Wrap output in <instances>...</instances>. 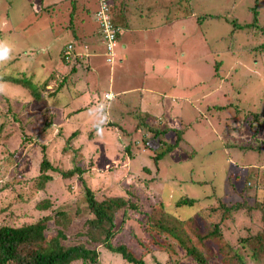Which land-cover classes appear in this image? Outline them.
<instances>
[{
  "label": "rangeland",
  "instance_id": "rangeland-1",
  "mask_svg": "<svg viewBox=\"0 0 264 264\" xmlns=\"http://www.w3.org/2000/svg\"><path fill=\"white\" fill-rule=\"evenodd\" d=\"M72 1L81 7L84 6V10L85 7L93 10L97 2V0H0V41L6 42L11 48L9 58L0 62V73L8 72L14 67L23 71L28 66L27 72H34L33 80L43 82L46 75L54 68L60 69L61 64L58 63L57 54L64 44L73 40L69 30L67 31V14ZM105 1L107 4L109 1L118 3L117 0ZM170 1H175V4L181 2L179 5L181 11L173 3L169 5ZM138 2L140 9L135 12L140 13L142 17L139 18L137 13H134V16L126 14L129 28L119 36L118 54L120 55L113 57V65L105 63L99 53L94 57H88L89 69L84 73L80 67L79 69L82 70L72 76L76 81L78 77H82L74 88L78 92L84 91L85 94L73 101L65 98L66 93L59 95L58 100L47 99L52 113L50 134L47 136L41 134L36 139L32 138L31 140L34 141L30 140L20 148L19 168L24 169L23 179L26 182L15 185L14 189L24 192L26 198L32 194V179L38 174V164L43 152L40 149L41 145L42 148L47 146L44 149L47 153L45 155L53 165L61 168L60 171L72 169L76 163L87 166L89 160L86 155L95 148L97 153L92 157L93 163L102 159L101 150L114 154L120 152L124 146L131 145L132 160H125L122 163L130 170L132 177H124L122 185L125 187L132 185V194H126L117 179L113 178L108 189L102 192L99 179L104 184V177L100 176L93 167L86 168L80 177L87 180L92 190H96L93 195L96 200L104 196H133L138 210L126 209L124 217L121 216L123 212L119 211L120 215L116 217L118 233L112 238L113 245L121 243L127 246L132 254L136 256L142 254L144 264H172L171 260H174L175 255L170 254L168 250L161 251L158 249L160 247H154L157 245L156 242L161 243L160 236L146 232L143 226L145 222L143 214L148 211V206L156 203L158 196L161 197L167 210H172L176 217L187 220L185 224L178 226L182 233H186V229L190 228L196 230L197 235H201L205 230V223L197 212L206 210L211 204L215 206L214 202L217 201L215 199H220L226 204L239 201L237 193L226 183L227 175L233 180L236 191L241 188L244 175H257L256 180L248 181L246 197H252L254 184L259 181L255 196L256 200L264 202V115L261 114L264 110V72L260 66L264 65V59L257 62L251 58L246 49L241 51L244 46L264 43V36L259 35V39L255 41L253 30L238 27L251 24L252 10H254L257 25L259 28H264V0H186L185 2L125 0V4L129 6H135ZM208 15L216 16L206 19ZM79 16V21L73 19L74 24H72L79 29V35L98 33V28L92 21L97 20L93 12ZM200 17L203 19L197 22ZM230 46L232 47L229 48ZM215 62L219 63L216 74ZM239 76L242 77V81L235 82ZM51 77L49 80H53L55 75ZM52 83H48L50 86L46 88H52ZM183 86H190L189 90L181 91L185 96H192L190 100L181 95L179 97L181 101L177 100L178 89ZM7 87V84L0 83V94L9 99L18 95L16 94L18 90L15 89L19 88ZM93 87L94 90H91L90 88ZM105 93L113 94L114 97L122 96V103L129 105L122 106L125 112H132L134 109L150 113L154 106L155 111L158 112L155 105L157 100L162 99L164 103H169L172 112L164 115L165 121L169 126H177L176 120L170 116L176 113L185 125H189L183 135L186 143L179 144L155 166L151 159L153 153L143 146V141L138 140L141 134L132 133L129 137L118 129L115 131L112 128L103 129L101 134L95 135L94 141H86L85 137L89 129L108 121L99 114L96 116L94 109L77 114L73 112L78 110V106L90 104L96 95L101 100ZM67 103L68 106H65ZM114 103L105 102L108 107ZM218 107L223 109L218 110ZM36 108L39 114L26 112L27 118L38 116L36 121L38 123L33 126L34 135L39 134V125L44 118L41 115L42 105ZM94 108L99 109L100 105ZM231 108L237 112V119L225 118L230 115ZM253 113L258 114L256 120L252 119ZM245 114L252 121L250 129L245 122L241 124L238 122L245 118ZM191 120L193 123L190 125ZM58 130L62 133L61 136L57 135ZM128 131L132 132L131 126L128 127ZM72 132H76L77 136L68 142L65 141ZM149 135L144 132L142 136ZM251 136L260 141V150L257 153H247L243 159L245 162L241 163V153L235 147L226 149L227 145L239 144L249 140ZM167 137L165 144L172 143L174 134L170 132ZM134 140L137 143L133 146ZM20 142L15 132L5 142V146L11 151L18 148ZM151 144L156 146L153 142ZM61 147L66 149L60 151ZM159 147L161 148L162 145L159 144ZM74 150L77 151L75 159ZM119 164L117 160L110 158V161L100 164L99 167L102 170L113 168L117 171L120 170ZM143 167L148 173L142 171ZM10 176H12L11 167L1 176V180ZM122 176H125V171ZM57 178L46 187L47 195L44 196L51 201L52 206L47 212L52 214V211L62 209L71 213L77 203L81 208V215L71 218L70 224L63 232L68 238L66 242L77 243L83 238L75 234L80 230L83 221L91 218V214L85 203L80 201L82 193L77 177L67 180L60 179L59 176ZM136 178L145 179L146 187L144 188L140 181L132 184L131 181ZM183 199L190 200L192 205L173 209L175 202ZM6 202V196H0V205L5 206ZM24 212V216H16L11 220L3 219L1 216L0 224L21 227L37 221L46 214L33 210L32 206H26ZM200 214L204 213L200 212ZM187 217H191L192 222H189ZM259 217V214H255L252 220L258 225H264V222H259ZM248 219L246 212L242 210L239 215L233 217L234 222L225 223L221 240L203 241L202 245L207 248L203 253L207 264H239L231 259V253L222 254L219 247L228 244L237 248V241L245 237L244 227L250 226ZM208 222H212V218ZM184 237L186 236H182ZM140 244L145 245L148 252L145 253V249ZM169 244L176 252L177 264H196L189 257L184 256L185 251L178 245ZM94 247L98 252L99 264H122L118 256L100 249L98 245ZM167 247L168 244L161 248ZM239 253L242 254L240 251ZM245 264H264V259L261 262L247 261Z\"/></svg>",
  "mask_w": 264,
  "mask_h": 264
},
{
  "label": "trees",
  "instance_id": "trees-1",
  "mask_svg": "<svg viewBox=\"0 0 264 264\" xmlns=\"http://www.w3.org/2000/svg\"><path fill=\"white\" fill-rule=\"evenodd\" d=\"M117 1L118 3H112V1H109V4L106 5V29L107 31L116 34V38L118 40L120 34L125 33L129 28L126 14L134 16V13H137L135 11H139L140 9V2H138L135 7L134 5H126L125 0ZM181 1L185 2L186 0ZM172 3L178 10H180L179 5L181 2H176L175 4V1H170L168 4L172 5ZM94 5L96 6L93 10L86 7V10H84V6L81 7L76 2H71L70 9L67 14V31L69 30V35L73 40L71 43H66L63 47L61 46L62 48L57 54L59 62L56 61L61 64V67L60 69H55L53 67L54 69L51 73L48 71L49 73L46 75L47 77L43 82L39 80L35 82L33 80L34 72L30 71L31 73H28V66H26L23 71H19L14 67L8 72L5 71L4 73H0V83L7 84V88L10 89L19 88L15 89L18 90L16 92L18 95L12 99L0 94V110H2V113H0V196H6L7 200V204L5 206L0 205V217L3 216V219L11 220L16 216H24V210L26 206H32L33 210L46 213L37 219V221L31 222L21 227L0 224V264H99L98 252L95 250V245H98L100 249H103L112 255L118 256L121 259L122 264H144V256L142 254L136 256L135 254H132L124 244L119 243L113 245L114 243L112 242V238L118 233L116 217L120 215L119 211L121 210L120 213L123 212L121 216L124 217V211L126 209L131 211L138 210L136 208L135 201L133 200V196H104L96 200V198L93 196L96 190H92L88 185L87 180L83 177H80L86 168L90 169L93 167L98 173H100V176L104 177V184L99 179L102 192H105L108 189L109 185L111 184V178H113L117 179L118 184L122 186L121 188L126 194H132V185L130 186L129 184L127 187L122 185L124 177H132L130 170L124 163H122L125 162V160H132L133 152L131 150V145H128L129 147L124 146L120 152H116L114 154H110L107 150H101L103 156L102 159L93 163L92 157L97 153V149L95 148L93 152H89L86 155L89 160L87 166L84 167L83 164L76 163L72 169H62L63 171H60L61 168L56 167V165H53L50 162V160L45 155L46 150L44 152V149H46L47 146L42 148L43 145H41L40 149L43 152L38 164V174L32 179V194L28 195L26 198L24 192L15 191L14 189L15 185L26 182V180L23 179L24 169L22 170V168H19L21 160L20 148H22V145L26 142H30L32 138L36 139L41 134L46 136L50 134V129L52 126V113L50 111V106L48 105L47 99L50 98L53 100H58V96L64 93L67 95L65 98L69 99V101L80 99V97L85 93L84 91H76L74 85L78 81L82 80V77H78L76 81L72 79V76H75V73L79 70L83 69V72L85 73L86 69H89L87 61L88 57H94L97 53H99L104 58V55L108 51L107 40L104 39V33L102 34L100 29L103 25L101 26L98 21L92 20L93 24L98 28L97 34L93 32V34L79 35V29L75 25L72 26V24H74L73 19H78L79 21V14L88 15L91 12L94 14L97 13L100 10L98 0ZM134 8H136V10ZM137 16L139 18L142 17L140 13H137ZM214 16L216 15H208L207 18H204L209 19L213 18ZM255 16L256 13L254 10H252L251 24L249 23L246 26L238 27L239 29L245 27L253 30V38L256 41L259 39V35L264 36V28H259L256 23L257 18ZM202 19L203 17L198 18L197 22H200ZM232 24L235 26L233 21ZM79 47H81L80 50ZM231 47L232 46L229 48ZM225 48L228 49L227 46H225ZM245 49L255 61L260 62V60L264 59V43H255V45L244 46L243 50L241 51H244ZM81 52H83L82 54L85 56H82V54L80 55ZM218 66L219 63L215 62V74L217 73ZM260 66L264 72V65ZM62 67L65 69H61ZM80 67L82 69H79ZM53 71L55 72L53 73ZM54 75L55 78L53 80H49L52 78L51 76ZM185 75L190 76V74ZM52 81L54 82L52 83ZM236 81H242V77L239 76L235 82ZM48 83H52V88H46V86L49 85ZM179 88L180 89H178L176 94L177 100H180V95L188 100L192 98V96H185V93L181 92L184 89L189 90L190 86H183ZM90 89L94 90V87ZM121 97H114V95L111 94L110 98L106 99L104 96H102L100 100V97L96 95V98L92 99L90 104H87L86 106L84 105L83 107L78 106V110L73 112V114H77L82 111H90L94 109L96 116L99 114L104 120L106 119L108 121L101 125L96 124L91 129H89L85 137L86 141L89 140L88 142H90L96 139L95 135H97L98 128L102 130H110L112 128L114 131L118 129V131H122L125 136L129 137L132 133L141 134L138 140L140 142L143 141V146L153 153L151 159L155 166L160 160L163 159V157L167 155V153H170L173 149L177 148L179 144L186 143L183 135L186 132L185 130L188 129L189 125H185L183 120L177 116L176 113L175 115L170 116L176 120L177 126H169V124L165 121L166 119L164 118V115L166 113L171 114L172 112V109L169 107V103H164L162 99L160 101L157 100L155 105L158 108V112L155 111V106L153 110L150 111V113H144L140 110L134 109L132 112H125L122 106L129 105L123 104ZM177 100L176 97H174V103H176ZM109 101L115 103L111 107H108L105 102ZM39 105H42L41 115H43L44 118L39 125V134L34 135L35 128L33 126L35 123H38L36 122L38 116H31L27 118L26 112L28 111L30 114H39V110L36 108ZM96 105H100V108H94ZM65 106H68V103ZM217 109H223V107H218ZM230 112V115L225 118L233 117L232 120L238 118L237 112L234 111L233 108H231ZM261 112L260 113L264 115V110ZM254 113L252 114V119L256 120L258 118V114ZM244 117L245 118L238 120V122L239 124L245 122L247 128L250 129L252 121L248 119L247 114H245ZM192 123L193 121L191 120L190 125ZM130 126L132 129L131 133L128 131V127ZM15 132L20 138L21 142L18 148L9 151L5 146V142ZM144 132H147L150 135L148 137H143L142 135ZM170 132L174 134L173 142L165 144L164 141L168 138L167 134ZM57 135H62L60 130H58ZM76 136L77 133L72 132L65 141L68 142ZM151 142L155 143L156 146L154 147ZM136 143L137 142L134 140L132 145H135ZM159 144L162 145L161 148L159 147ZM232 147H235L241 153L242 163L245 162L243 159L247 153H257L260 150V141L256 140L254 136H251V138L247 141H243L239 144H233L231 146L227 145L226 149H231ZM65 149L66 148L61 147L60 151H64ZM75 154H77L76 150L73 151L74 159L77 157ZM110 158H114L120 163L118 165L120 170L116 171L113 168H108L106 170L100 169V164L107 163L110 161ZM76 160L79 161V159ZM10 167L12 176L5 180H1V176ZM123 171H125V176H122ZM142 171L147 172V169L143 167ZM57 176L63 180L72 179L74 176L77 177L82 193L80 201L81 203H85L88 212L91 214V218L85 219L80 230L75 234V236H82L83 238L77 243L73 241L66 242L68 238L63 233L68 224H70V219L79 217L81 215V208L77 206V203H75L74 211H71V213L62 209L52 211V214L47 212L52 206L51 201L45 197L44 194L47 195V185L53 181H56L58 179ZM255 178H257V175H244L242 179V186L238 191H236L237 188L233 185V180L229 177V175H227L226 183L231 188V190L237 193L239 201L226 204L220 199H215L217 200L214 202L216 203L215 206L211 204L206 207V210L197 212V215L201 217L205 223V230L201 235H197L196 230H192L190 228L186 229V233H182L178 226L185 224V221L187 222V220L180 219L174 215L172 210H167L161 201V197L158 196L156 203L148 206V211L143 214L145 220L143 223L144 230L150 234L154 233L155 235L160 236V239L162 240L161 243L156 242L157 245L155 246L154 242L152 241V245L156 248L160 247L158 249L161 251L168 250L170 254H174L175 258L173 261L171 260L172 264H177L176 252L173 246L169 243H174L183 249L185 251L184 256L189 257L194 263L207 264L203 255L204 250H207V248L202 245L203 241L221 240L224 232L223 226L225 223L227 221L234 222L233 217L239 215V213L244 210L249 218L248 223L250 225L244 227L245 237H242L237 241V248H233L230 245L225 244L219 247V251L222 254L231 253V259L237 261L239 264H245L247 261L261 262V260L264 259V225H258L252 220L255 214H259V222H264V202L256 200L257 197L255 196L259 181L255 182L254 184V194L251 198H247L245 193L248 181L251 179L256 180ZM138 181L142 183L144 188L146 187L145 184L147 183L143 178L140 180L137 178L133 179L131 183L134 184V182ZM152 181L153 180H151V182ZM129 186L131 188H129ZM10 195L12 196L9 197ZM191 205L192 203L190 200L183 199L175 202L172 207L175 209V207ZM200 212L204 214H200ZM187 218L189 222H192L191 217ZM211 218L212 222H208ZM225 219L227 220L225 221ZM48 223L51 225L47 226ZM252 228L255 229L253 230ZM87 236L88 238H86ZM182 236L186 237L182 238ZM167 244L168 247L166 249L161 248L163 245L165 247ZM196 244H199L200 246L197 247ZM140 246L145 249V253L148 252L145 245L140 244ZM239 251L242 254H240Z\"/></svg>",
  "mask_w": 264,
  "mask_h": 264
},
{
  "label": "built area",
  "instance_id": "built-area-1",
  "mask_svg": "<svg viewBox=\"0 0 264 264\" xmlns=\"http://www.w3.org/2000/svg\"><path fill=\"white\" fill-rule=\"evenodd\" d=\"M98 3L100 6V10L97 13H95V16H97L96 21H98L101 26L103 25L102 28H100V29H101V33L102 34L104 33V39L107 40L108 51L106 53V56H107L106 60H107V62H109V61H111V59L113 57V45L115 42L114 33L109 32L106 29V25H107V23H106V14H107V11H106L107 10V6H106L107 3H106V1L105 0H99ZM103 27H104V29H103ZM104 97L108 98V95H104Z\"/></svg>",
  "mask_w": 264,
  "mask_h": 264
},
{
  "label": "clouds",
  "instance_id": "clouds-1",
  "mask_svg": "<svg viewBox=\"0 0 264 264\" xmlns=\"http://www.w3.org/2000/svg\"><path fill=\"white\" fill-rule=\"evenodd\" d=\"M45 9V8H44ZM116 34H114V40H115V42H114V45L113 46H117V47H113V57H116V56H119L120 54H118V51H119V46H120V44H119V39L117 40V38H116ZM122 48H124L123 46H122ZM10 52H11V48H10V46L6 43V42H4V41H0V62H3V61H5V60H7L8 58H9V55H10ZM113 57H112V62L111 61H109L108 63H110V65H113ZM106 58H107V56H106V54L104 55V62L105 63H107V60H106ZM109 65V66H110ZM105 95H108V98H110L111 97V94H109V93H105ZM105 98V97H104ZM107 99V98H106ZM180 101V100H179ZM102 133V129H97V134L99 135V134H101Z\"/></svg>",
  "mask_w": 264,
  "mask_h": 264
},
{
  "label": "bare ground",
  "instance_id": "bare-ground-1",
  "mask_svg": "<svg viewBox=\"0 0 264 264\" xmlns=\"http://www.w3.org/2000/svg\"><path fill=\"white\" fill-rule=\"evenodd\" d=\"M72 59V58H71ZM82 62V61H81Z\"/></svg>",
  "mask_w": 264,
  "mask_h": 264
}]
</instances>
